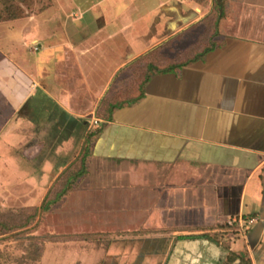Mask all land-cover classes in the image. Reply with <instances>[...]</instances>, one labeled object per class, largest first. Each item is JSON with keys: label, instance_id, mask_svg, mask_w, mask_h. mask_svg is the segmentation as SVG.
<instances>
[{"label": "crops", "instance_id": "1", "mask_svg": "<svg viewBox=\"0 0 264 264\" xmlns=\"http://www.w3.org/2000/svg\"><path fill=\"white\" fill-rule=\"evenodd\" d=\"M101 5L93 22L53 6L0 23V136L26 158L9 174L53 183L99 130L87 172L48 210L70 234L54 264H264V0H227L208 34L192 0ZM191 45L203 54L186 63ZM149 64L182 65L154 70L139 97ZM39 92L85 132L48 139Z\"/></svg>", "mask_w": 264, "mask_h": 264}, {"label": "rangeland", "instance_id": "2", "mask_svg": "<svg viewBox=\"0 0 264 264\" xmlns=\"http://www.w3.org/2000/svg\"><path fill=\"white\" fill-rule=\"evenodd\" d=\"M102 1H114L112 9L106 8L111 11V16L132 0H0V23L26 18L33 20L35 16L41 15L53 6L58 8L54 16L61 20L77 18L81 16L80 12L86 10L85 15L82 16L83 22H93V19L101 14V9L98 8L102 6ZM142 1L147 7L158 2V0ZM192 1L207 8L205 9L207 10L206 25L197 28L201 31L206 27L208 34L212 30L215 16H218L216 1ZM212 3H214L213 6H211ZM93 6H98V8H92ZM144 22L146 24L147 20ZM194 33L193 37L197 38L198 31L194 30ZM207 38V35L201 38V45ZM31 44L29 47L34 51L35 46L31 47ZM179 47L180 44L177 49ZM201 48L202 46L199 45L190 47V55ZM2 123L0 122V125ZM83 144L84 139L77 141L75 148L68 155L69 158L72 156L70 166L53 183L51 180L48 184L41 185L39 189H36L37 187L22 183L20 178L9 174L10 159L17 157L22 147L12 146L4 137L0 136V264H54L53 256L55 254L59 256L60 253L59 249H54L53 242L59 239L55 237L68 238L70 234L54 233L55 230H59V224L51 212L41 209V204L47 194L49 198L55 197L65 185L67 178L81 168ZM43 189L45 196H43L44 193L43 195L41 193Z\"/></svg>", "mask_w": 264, "mask_h": 264}, {"label": "trees", "instance_id": "3", "mask_svg": "<svg viewBox=\"0 0 264 264\" xmlns=\"http://www.w3.org/2000/svg\"><path fill=\"white\" fill-rule=\"evenodd\" d=\"M216 1V7H217V11H218V18H220L223 15V7L226 4L227 0H215ZM214 4V3H213ZM209 50V49H208ZM207 51V49H206ZM203 53H196L195 56L188 60V62H192L194 60H197L199 58L202 57ZM182 64H177V65H173L170 66L168 68H164V69H160V68H156L153 64H149L148 65V72L145 76L144 81L142 82L141 88H142V93L140 94L139 97L143 96V86L145 84V82L148 81V79L151 77V75L156 71L159 72H166L169 70H173L175 67H179ZM32 101L34 103H36V109L38 111V113L43 114V112L46 114L44 117V120L47 122V124L49 125L50 129H49V138L50 140L54 141L55 136L57 134L58 131L61 132V134H64L65 136H69L71 134H75L78 137H80L81 133L83 134L85 132V130L88 127V123H85V120H76V119H72V117H70L67 113H65L64 111H61L63 113H57L56 112V108L57 105L56 103L49 97H47L45 94H42L41 92H39L33 99ZM37 103H43L42 106H38ZM122 104H116L114 107H119ZM40 114V115H41ZM66 117H69L71 119L66 120ZM75 131V132H74ZM99 132V130H96L95 132H87L84 136V144L82 147L83 150V155H82V166L81 168L71 174L68 178L67 181L65 183V185H63L62 189L56 194L55 197L53 198H49L47 195L45 196V198L43 199V202L41 204V209L43 211H48L53 204H55L56 202H58L59 200H61L73 187L74 183L80 178L82 177L86 172H87V157L90 154V142L92 139V136L94 135V133ZM52 141L50 143H52ZM16 149V148H15ZM17 151V150H16ZM22 152L20 151V154L17 155V157H13L15 161L17 162H26L24 160H26V158L21 154ZM48 157H52V153H50V155H48ZM38 159H35L34 161H30L27 162L29 163L28 165L31 166V168H35V170H37L36 168L38 167V163H37ZM60 163H64V162H60ZM191 237H195L196 235H190ZM238 256L236 255H230L226 264H240V262L237 261ZM242 262L244 261L243 258H241Z\"/></svg>", "mask_w": 264, "mask_h": 264}, {"label": "built area", "instance_id": "4", "mask_svg": "<svg viewBox=\"0 0 264 264\" xmlns=\"http://www.w3.org/2000/svg\"><path fill=\"white\" fill-rule=\"evenodd\" d=\"M97 121L95 120V123H96Z\"/></svg>", "mask_w": 264, "mask_h": 264}]
</instances>
